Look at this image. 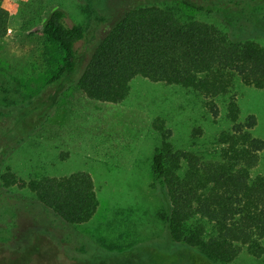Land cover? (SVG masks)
<instances>
[{
	"label": "rangeland",
	"instance_id": "1",
	"mask_svg": "<svg viewBox=\"0 0 264 264\" xmlns=\"http://www.w3.org/2000/svg\"><path fill=\"white\" fill-rule=\"evenodd\" d=\"M129 1L0 0L10 17L0 40V170L10 165L24 178L84 171L98 201L90 220L72 225L28 190L0 183V264H215L168 235L164 217L169 207L150 167L160 143L153 125L157 119L170 129L176 148L212 158L219 151L218 134L231 129L226 104L235 97L240 120L253 115L251 133L263 142L251 176L264 174L262 89L236 81L228 94L213 100L219 110L215 117L212 101L202 94L142 77L132 79L120 103L91 100L69 81L48 85L55 59L37 29L49 12L61 8L69 24L84 30L77 46L81 69ZM146 1L170 5L182 18L212 23L264 46L262 18L241 17L228 24L231 18L227 21L221 12L200 11L178 0H139ZM192 1L215 8L234 0ZM28 119L32 127L23 134L27 125L21 123ZM230 264H264V253L256 258L244 248Z\"/></svg>",
	"mask_w": 264,
	"mask_h": 264
},
{
	"label": "trees",
	"instance_id": "2",
	"mask_svg": "<svg viewBox=\"0 0 264 264\" xmlns=\"http://www.w3.org/2000/svg\"><path fill=\"white\" fill-rule=\"evenodd\" d=\"M178 1L200 11L221 12L227 21L231 18L228 24L241 17L264 19V0H234L215 8ZM248 7L253 13H248ZM9 20L8 10L0 4V40L7 35ZM37 31L46 37L55 59L48 85L56 88L69 81L91 100L120 103L132 79L142 77L202 94L212 101L209 107L217 117L213 100L228 94L236 81L264 90V46L259 41L182 18L167 4L133 0L123 5L81 69L77 46L85 32L67 22L64 10L52 9ZM239 114L237 100L231 97L226 118L232 126L218 134L219 151L212 158L176 148L164 122L153 123L160 143L150 167L169 207L164 217L168 235L215 264H230L244 248L256 258L264 253V174L251 176L263 142L251 133L255 117L242 122ZM21 124L27 125L23 133L27 134L32 122ZM0 183L28 190L42 206L72 225L90 220L98 206L94 182L84 171L24 178L5 165Z\"/></svg>",
	"mask_w": 264,
	"mask_h": 264
}]
</instances>
